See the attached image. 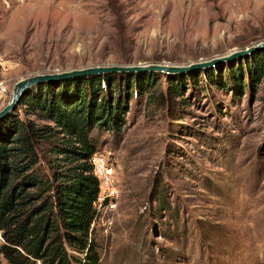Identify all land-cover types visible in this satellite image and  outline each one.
<instances>
[{
	"label": "rangeland",
	"instance_id": "rangeland-1",
	"mask_svg": "<svg viewBox=\"0 0 264 264\" xmlns=\"http://www.w3.org/2000/svg\"><path fill=\"white\" fill-rule=\"evenodd\" d=\"M261 40L264 0H0V108L30 74L191 66ZM261 51L160 72L132 94L120 132L93 131L117 188L94 224L101 264H264V77L237 91L200 75L184 79L180 95L167 92L175 74L206 68L226 81L232 61ZM0 264H8L1 252Z\"/></svg>",
	"mask_w": 264,
	"mask_h": 264
},
{
	"label": "trees",
	"instance_id": "trees-1",
	"mask_svg": "<svg viewBox=\"0 0 264 264\" xmlns=\"http://www.w3.org/2000/svg\"><path fill=\"white\" fill-rule=\"evenodd\" d=\"M244 63L232 61L226 81L213 68L175 74L167 92L180 95L184 79L196 83L200 75L237 91L245 79L261 82L264 50ZM159 73L104 72L42 82L0 119V252L8 264H101L94 234L100 182L91 162L98 150L93 131L120 132L130 97L147 91Z\"/></svg>",
	"mask_w": 264,
	"mask_h": 264
},
{
	"label": "water",
	"instance_id": "water-1",
	"mask_svg": "<svg viewBox=\"0 0 264 264\" xmlns=\"http://www.w3.org/2000/svg\"><path fill=\"white\" fill-rule=\"evenodd\" d=\"M253 49L264 50V40L251 44L245 50L236 52L231 56H226V57H232L238 54L246 53L248 52V50H253ZM226 57H215L212 59L195 62L191 66L190 65L177 66V65H171L160 62H150V63L139 62V63H129V64L112 63V64L88 65L73 69L52 70V71L30 74L25 77L19 78L14 83L10 99L6 102V104L3 107L0 108V119L13 112L21 96L25 93L27 89L33 88L42 82L55 81L70 77L89 75L95 73H104V72L184 71L190 67L193 68V67H203L207 65H212Z\"/></svg>",
	"mask_w": 264,
	"mask_h": 264
},
{
	"label": "built area",
	"instance_id": "built-area-1",
	"mask_svg": "<svg viewBox=\"0 0 264 264\" xmlns=\"http://www.w3.org/2000/svg\"><path fill=\"white\" fill-rule=\"evenodd\" d=\"M7 69L6 62L0 58V95L6 92V82L2 73ZM94 174L100 182V191L94 202L99 213L100 206H113V199L117 195L115 167L111 160L110 151L96 150L91 156Z\"/></svg>",
	"mask_w": 264,
	"mask_h": 264
}]
</instances>
